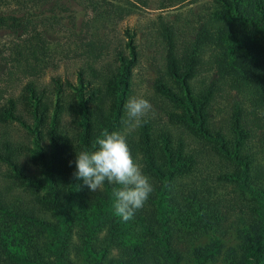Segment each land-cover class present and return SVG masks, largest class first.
<instances>
[{"label": "trees", "instance_id": "obj_1", "mask_svg": "<svg viewBox=\"0 0 264 264\" xmlns=\"http://www.w3.org/2000/svg\"><path fill=\"white\" fill-rule=\"evenodd\" d=\"M44 1L0 0L14 77L18 71L36 76L48 62L42 29L61 17L41 11ZM214 3L187 35L177 19L157 17L147 34L155 54L149 63L138 45L110 46L98 32L73 31V52L81 56L75 74L84 90L77 102L56 98L65 122L60 115L48 120L50 91L26 82L37 100L30 110L37 137L47 138L51 152L38 145L46 166L41 179L20 161L27 147L0 136V160L11 166L0 186V264H72L69 236L80 220L88 232L105 227L102 241L119 247L126 264H140L142 257L146 264H159L160 256L176 261L198 237H224L241 221L264 233V0ZM121 11L104 8L101 14ZM142 61L151 77L137 98L132 72ZM7 101V114L20 118ZM32 182L46 191L41 195ZM90 216L95 221L87 226ZM47 233L54 237L55 263L43 251ZM254 243L241 264H264V243Z\"/></svg>", "mask_w": 264, "mask_h": 264}, {"label": "rangeland", "instance_id": "obj_2", "mask_svg": "<svg viewBox=\"0 0 264 264\" xmlns=\"http://www.w3.org/2000/svg\"><path fill=\"white\" fill-rule=\"evenodd\" d=\"M214 1L183 0L169 5L167 0H45L39 9L45 14H49L52 11L55 15L60 16L61 23H52L49 28L45 24L42 29L46 30L51 51L47 58L48 62L40 74L33 77L25 76L20 71L15 77L8 73L10 70V65L7 61L9 50L4 49V47L12 41V36L7 31L0 30V49L2 48L1 53L4 57L0 58V112H3L4 120L0 122V136L4 135L12 142L15 141L27 147L21 152L20 161L22 164H25L24 161L27 162L28 174L36 173L43 179L46 169L43 163L45 157L42 158V161L38 145H47L50 152L51 148L50 142L47 141L46 137L42 138V140L37 137V124L34 122L33 114L30 112L33 106L37 104V100L31 94L30 89H24V86L26 82L32 79L38 89L43 87L45 90L50 91L48 96L51 100V106L48 111V120H53L59 115L62 122L69 120L68 116L61 112L56 98L61 99L64 96L77 102V94L84 90L80 88L75 74L76 68L81 64V56L76 55L78 52H73L75 51L74 39L76 38L73 31L79 32L83 29L85 32L80 33L82 36L87 35L88 32H98L96 34H102L110 46L113 41H118L121 45H126L127 43L138 45L145 49V53L148 55L145 61L149 63L150 56L155 54L153 52L154 46L151 43L152 39L150 40L147 34L150 32L151 27L156 26L154 23L157 17L162 16L165 21L177 19L183 28V35H187L197 24V20L215 6ZM104 8H119L122 10V14L118 16L108 12V15L102 16L101 10ZM130 36L131 39H129ZM147 63L144 61L137 63L132 72L137 98L146 91L148 80L151 77V71ZM12 70L15 69L12 68ZM57 85L64 89L63 94L60 93L61 90L60 92L57 91ZM8 98L12 100L14 109H16L20 118H16V116L11 118L7 114L9 108L12 107V105L8 104ZM17 156L19 157L20 155ZM89 160L90 157L86 155L80 171L84 172L86 170ZM10 168L11 166L8 162L0 160V186L6 183L4 174ZM131 174L128 179L129 182L133 180V175H135L134 173ZM119 176L116 178L117 185L121 183ZM29 179L30 177L25 180V184L30 183ZM75 184L76 181L73 185ZM33 185V187H38L36 189L39 190L41 195L46 191L45 184L43 186ZM107 186L112 189L115 184H108ZM19 189L12 188V191H18ZM244 194L246 197L251 198L248 193L245 192ZM75 202H77V198H74L72 205H75ZM72 210L74 211L75 208ZM73 215L76 216L77 213ZM85 221L87 226H91L95 220L90 216ZM93 231L90 230L88 232L83 229L81 220L71 227L70 246L67 253L72 264L127 263V261L125 263L120 262V258L122 257L125 260L126 256L119 247H114L112 242L104 243L102 241V237L106 233L105 227L98 232ZM15 235H17V232H15ZM53 238V235L50 236L47 233L45 234V239L43 240L42 238L40 240L45 242L43 251L49 257L48 260L51 259L55 263L57 260L50 251V242ZM86 241L94 248V254L91 255L89 253V248L84 244ZM117 241L120 245L124 243L120 238ZM260 241L264 243L263 231L252 229L241 221L238 222L234 231L224 237L211 238L207 235L198 237L188 245L186 252L176 261L169 262L168 259L160 256L157 262L159 264H241L245 261L246 247ZM147 242L152 245L154 238L148 237ZM139 260L140 264H146L143 257Z\"/></svg>", "mask_w": 264, "mask_h": 264}]
</instances>
